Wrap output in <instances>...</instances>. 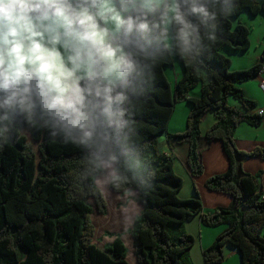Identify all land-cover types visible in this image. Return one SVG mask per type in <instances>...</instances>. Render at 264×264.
<instances>
[{
	"label": "trees",
	"instance_id": "1",
	"mask_svg": "<svg viewBox=\"0 0 264 264\" xmlns=\"http://www.w3.org/2000/svg\"><path fill=\"white\" fill-rule=\"evenodd\" d=\"M232 2L231 14L217 17L215 41L204 35L211 27L200 26L203 46L189 54L197 62L179 54L178 47L166 49L161 42L152 46L155 61L147 62L139 74L125 77L130 101L124 105L128 140L121 137L116 145L118 162L113 166L128 177L129 183L120 189L110 184V189L115 194L127 193L128 189L138 194L142 211L127 232L137 264H193L190 250L195 238L186 231V222L195 216L208 228L227 226L204 252L206 264H222L226 246L239 251L241 264H264V191L260 173L251 175L243 169L246 159L264 158V150L247 153L235 143L241 124L258 128L263 122V117L255 113L256 104L239 85L262 73L264 44L259 64L243 71H232V61L223 54L224 49L247 52L251 48L250 29L232 20L244 11L252 16L264 14V0ZM175 59L184 73L172 91L164 69L173 67ZM197 87L200 96L190 98ZM230 100L241 109L230 106ZM182 101L192 106L186 130L168 134L175 107ZM210 112L216 122L203 135L202 120ZM50 132L41 124L30 126L21 121L0 147V264H126L127 249L120 235H111L113 242L103 248L95 243L90 200L103 216L107 204L97 185L90 189L92 182L88 179L83 180L84 185L78 183L80 173L89 167L82 162L87 150L65 142L60 135L54 138ZM164 134H168L170 145L188 144L187 165L194 178L204 174L202 143L222 144L229 168L209 178L205 187L231 197V208L205 213L197 190L194 199L179 197L183 180L175 171L174 159L158 146V138ZM122 151L142 158L144 183L132 179L133 171L125 166L126 157L119 155ZM101 173H95L97 178ZM117 219L110 217L111 225ZM99 222L103 225L109 219Z\"/></svg>",
	"mask_w": 264,
	"mask_h": 264
},
{
	"label": "clouds",
	"instance_id": "2",
	"mask_svg": "<svg viewBox=\"0 0 264 264\" xmlns=\"http://www.w3.org/2000/svg\"><path fill=\"white\" fill-rule=\"evenodd\" d=\"M233 7L232 0H0V147L21 121L41 124L87 150L80 185L88 179L95 187L105 169V183L128 185L113 166L116 145L128 140L125 77L155 61L152 46L161 42L197 62L189 54L203 46L200 26H210L204 35L215 41L218 15ZM119 155L144 183L142 158ZM127 193L133 210L135 192Z\"/></svg>",
	"mask_w": 264,
	"mask_h": 264
},
{
	"label": "crops",
	"instance_id": "3",
	"mask_svg": "<svg viewBox=\"0 0 264 264\" xmlns=\"http://www.w3.org/2000/svg\"><path fill=\"white\" fill-rule=\"evenodd\" d=\"M250 16L255 17L252 18L255 20H251V18L249 19V22L252 21L251 23L242 22L239 17L233 19L232 21L234 24L241 22L243 25L248 27L250 31L251 27L253 26V22H264L263 13L257 16ZM263 44L264 35L260 39L261 51L259 53V56L252 63H249L247 65H244L242 59L244 58V55L249 53L250 49L247 52H231V54H227L224 52L225 50H223V54L232 61L234 71H243L259 64ZM236 63L237 66L235 67ZM164 72L170 82L172 91H174L176 83L184 73L180 61L175 59L174 66L165 68ZM263 76L264 74H260L253 80L239 85V87L244 91L246 97L256 104V110L264 111V95L259 90V82ZM199 96L200 87L192 90L189 95L190 98H198ZM229 105L237 109H241L240 105L234 100H230ZM191 110L192 106L187 101H182L176 105L174 114L168 126V134L174 135L182 133L186 130V119ZM262 117V125L258 128L251 127L247 124H241L237 128L235 143L240 151L251 153L257 149L264 150V115ZM215 122L216 120L213 113H208L202 120V134L205 135V133L212 127ZM168 134H164L158 138V146L162 153L171 156L174 159L175 171L177 175H179L183 180V187L179 192V197L183 200L194 199L197 196V190L199 197L202 200L203 211L205 213H213L219 208H231L233 205V199L231 197L211 192L205 187V183L209 178L224 174L229 168V162L223 153L222 144L219 141H213L209 145L202 143L201 159L204 165V174L199 178H194L191 175L187 165V158L189 153L188 144L173 143L172 145H170L167 139ZM243 169L246 173L251 175L260 173L259 183L264 191V158H262L261 156H257L251 159H246L243 164ZM127 194L128 193L119 194L120 198H125L123 201H121L123 202L121 204H126ZM137 197L138 194L135 192V196L132 197V199H134L135 201V205H137L138 207V209L136 207L137 213L135 217L138 216L142 211V206L137 202ZM131 226L129 227L130 229ZM226 228L227 226L225 225L216 228L205 227L202 224L201 218L199 216L191 217L187 220L186 231L195 238V245L190 250V259L193 264H206L204 260V252L213 244L218 235H220ZM110 243L112 242H109V244ZM124 244L127 249V257L125 259L126 264H137L132 249L131 238L129 242H127V244ZM224 251L226 258L222 264H241V255L238 250L226 246Z\"/></svg>",
	"mask_w": 264,
	"mask_h": 264
},
{
	"label": "rangeland",
	"instance_id": "4",
	"mask_svg": "<svg viewBox=\"0 0 264 264\" xmlns=\"http://www.w3.org/2000/svg\"><path fill=\"white\" fill-rule=\"evenodd\" d=\"M250 18L251 20H255L252 19L255 17H251L247 12H243L242 16L239 17V19L245 23L249 22ZM263 35H264V22H260V21L256 23L253 22V26L251 27V31H250V41L252 46L250 48L249 53L244 55L243 59L241 58L243 60L242 62H244V65L252 63L259 56V53L261 51L260 39ZM224 50H225L224 52L227 54H231V52H234L229 49H224ZM236 66L237 63L235 64V67ZM231 70L234 71L233 64ZM30 143L32 147L35 146V143L32 140L30 141ZM108 171L110 170L107 169L103 170L100 176L97 178L99 181L97 187L101 190L107 204L106 215L104 216L100 215L95 207L93 200H90V204L92 205L94 210V213L92 215V221L96 229L95 243L99 248H103L104 245L109 244V242H113V238L111 237V235H120L122 241L127 244V242H129L130 240V235L127 232L130 229L129 227L131 226V222L133 223L135 219V215L137 213L136 208L132 210L130 205L126 207L125 206L126 204H121L123 203L121 201H123L125 198L123 197L120 198L119 194L113 193L110 189V183L104 182L105 176ZM110 217H118L119 219H117V221L111 225ZM100 219L104 222H107L109 219V222L100 225L99 222Z\"/></svg>",
	"mask_w": 264,
	"mask_h": 264
},
{
	"label": "built area",
	"instance_id": "5",
	"mask_svg": "<svg viewBox=\"0 0 264 264\" xmlns=\"http://www.w3.org/2000/svg\"><path fill=\"white\" fill-rule=\"evenodd\" d=\"M262 64H263V71H262L261 75L264 74V63H262ZM259 90L264 95V76L261 78V80L259 82ZM255 113H257L259 116H263L264 115V111L263 110H256Z\"/></svg>",
	"mask_w": 264,
	"mask_h": 264
}]
</instances>
